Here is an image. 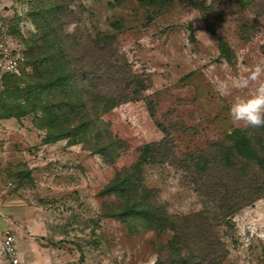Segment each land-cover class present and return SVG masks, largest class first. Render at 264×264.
<instances>
[{
    "label": "rangeland",
    "instance_id": "obj_1",
    "mask_svg": "<svg viewBox=\"0 0 264 264\" xmlns=\"http://www.w3.org/2000/svg\"><path fill=\"white\" fill-rule=\"evenodd\" d=\"M62 2L61 27L83 36H112L117 58L145 78L147 88L101 115L112 139L104 152L96 151L95 140L45 143V129L34 127L31 113L10 116L19 111L17 103L0 105L5 232L23 264H172L166 243L175 232L122 222L117 213L124 203L102 189L139 159L142 145L160 143L161 154L153 153L156 159L140 167V182L135 181L149 191L156 210L178 217L181 234V215L215 209L193 190L196 167L181 161L243 126L232 123L230 105L255 85L230 96L217 88L264 62V0ZM37 5L49 1L0 0V44L22 52L21 68L28 74L32 53L23 40L36 31ZM113 78L120 83L108 84L106 93L124 92L121 79ZM12 82L18 88L33 83ZM11 91L6 99L15 96ZM206 216L197 235L202 230L213 244L191 249L192 264H264V195L227 217Z\"/></svg>",
    "mask_w": 264,
    "mask_h": 264
},
{
    "label": "trees",
    "instance_id": "obj_2",
    "mask_svg": "<svg viewBox=\"0 0 264 264\" xmlns=\"http://www.w3.org/2000/svg\"><path fill=\"white\" fill-rule=\"evenodd\" d=\"M47 1V6H34L39 15L33 20L36 31L30 33L29 40H23L33 55L29 60L32 73L20 68L17 75H3L0 105L8 107L17 103L19 111L10 116L31 113L34 127L45 129V143L69 137L79 141L95 140L96 151L104 152L112 139L101 115L122 102L136 99L147 88L146 79L127 70L125 63L117 58L111 48L112 36L90 37L64 30L60 23L65 3ZM113 76L121 79L124 92L106 93L104 89L108 84L120 83ZM13 80L33 83L18 88L14 82L10 83ZM9 88L15 96L6 99L4 93H9ZM139 150V159L119 169L102 192L124 203L117 213L122 222L153 229L159 234L167 230L175 232L166 243L172 264H192L191 249L198 250L202 243L211 247V238L202 230L203 234L197 235L200 223L207 219L206 214L211 213L213 220L227 217L264 195V127L232 129L181 161L196 167V177L191 179L193 190L210 201L215 209L181 215L180 234L179 218L163 210L157 211V203L149 191L135 184V181L140 182V167L156 159L154 152L161 154L160 143H146Z\"/></svg>",
    "mask_w": 264,
    "mask_h": 264
},
{
    "label": "clouds",
    "instance_id": "obj_3",
    "mask_svg": "<svg viewBox=\"0 0 264 264\" xmlns=\"http://www.w3.org/2000/svg\"><path fill=\"white\" fill-rule=\"evenodd\" d=\"M250 85H255L251 92L235 96L229 114L235 126L264 127V62L254 65L246 76L220 82L217 90L221 96H230L234 90L243 93Z\"/></svg>",
    "mask_w": 264,
    "mask_h": 264
},
{
    "label": "built area",
    "instance_id": "obj_4",
    "mask_svg": "<svg viewBox=\"0 0 264 264\" xmlns=\"http://www.w3.org/2000/svg\"><path fill=\"white\" fill-rule=\"evenodd\" d=\"M23 58L24 56L22 52L19 53L0 44V81L3 75H17L25 59ZM1 248L7 258V264H23L17 256L13 238L8 232H5L4 234Z\"/></svg>",
    "mask_w": 264,
    "mask_h": 264
},
{
    "label": "crops",
    "instance_id": "obj_5",
    "mask_svg": "<svg viewBox=\"0 0 264 264\" xmlns=\"http://www.w3.org/2000/svg\"><path fill=\"white\" fill-rule=\"evenodd\" d=\"M1 211V210H0ZM6 211H7V209H6ZM1 213H4V211L2 210V212H0V214ZM6 220H7V222H9V219L6 217L5 218ZM8 224L5 222V220H4V218L2 217V218H0V247H1V243H2V240H3V238H4V234H5V231H6V228L8 227L7 226ZM4 231V232H3ZM3 233V234H2ZM13 238V237H12ZM14 239V238H13ZM14 243V242H13ZM14 246H15V249H16V244H14ZM0 250L2 251V248H0ZM0 251V264H7V258H6V256H5V254L3 253L2 254V252ZM16 253H17V256H18V258L19 259H21V257H20V253H18V251H16Z\"/></svg>",
    "mask_w": 264,
    "mask_h": 264
}]
</instances>
